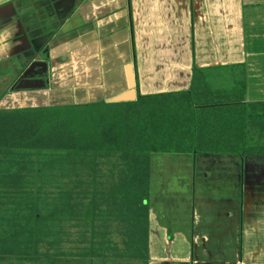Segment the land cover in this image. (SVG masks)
I'll use <instances>...</instances> for the list:
<instances>
[{"label": "crops", "instance_id": "crops-1", "mask_svg": "<svg viewBox=\"0 0 264 264\" xmlns=\"http://www.w3.org/2000/svg\"><path fill=\"white\" fill-rule=\"evenodd\" d=\"M232 65L240 74L246 66L249 100L264 101V0H0V112L109 103L132 89L138 98L188 91L195 66L212 69L217 84ZM22 152L27 165L0 178V190L41 187L38 164L51 154L36 152H51L65 153L55 156L71 170L65 191L78 192L63 191L71 197L66 209L36 213L44 238L84 223L93 233L75 231L80 237L122 228L128 210L110 194L126 167L123 154ZM161 156L172 158L169 175L189 181L181 201L171 204L172 193L154 202L152 157L148 264H264V157ZM110 162L111 180H100ZM186 201L193 217H168Z\"/></svg>", "mask_w": 264, "mask_h": 264}, {"label": "trees", "instance_id": "trees-1", "mask_svg": "<svg viewBox=\"0 0 264 264\" xmlns=\"http://www.w3.org/2000/svg\"><path fill=\"white\" fill-rule=\"evenodd\" d=\"M242 67V74L239 65L225 68L233 81L229 88L213 89L212 69L195 66L188 91L141 95L134 102L0 112V151L123 154L126 167L110 197L128 210L120 219L130 227L138 259L148 264L153 155L264 157V101L249 100ZM34 216L43 223L42 215Z\"/></svg>", "mask_w": 264, "mask_h": 264}, {"label": "rangeland", "instance_id": "rangeland-1", "mask_svg": "<svg viewBox=\"0 0 264 264\" xmlns=\"http://www.w3.org/2000/svg\"><path fill=\"white\" fill-rule=\"evenodd\" d=\"M233 49L235 52V48ZM225 74L229 75L227 72ZM209 81L213 88L218 89L228 88L233 84L230 77L216 84L212 73L209 75ZM0 153L3 155V158H0V178L11 177L12 175L10 176V173L14 174L16 170H18V167L20 168L22 165H27L28 163L26 160L18 159V155H23L25 152L0 151ZM36 153L43 155H47L46 153L51 154L49 161H39L38 164L39 167L36 174L40 180L41 187L32 190H0V264H145L144 261L138 259L139 255L136 250L137 246L135 245V239L129 237L131 231H129L130 227L128 225L123 224L122 228L120 226L117 231L114 228L112 231L101 229L96 232L97 236L95 237H80L78 234L76 235L75 231L80 232L83 229L87 230L89 227V235L93 233L91 224L84 223V227L80 226L77 228L79 230L71 226L67 231L68 236L58 238L42 237V227L44 224L34 219V215L38 212L41 214L43 212H49L52 210L50 205L55 207L59 205V207L63 206L66 209V205L71 203V197L63 193V191L66 190L65 188H67L64 181L71 175V170H66L64 167L65 163L61 164V161H59L60 159L55 158V156L65 155V153ZM76 154L81 155L84 153ZM153 156V201L156 202L159 197L163 196L165 198L172 193L174 194L170 196L171 204L175 203L177 200L181 201L178 194L180 193L183 195L186 191L185 186H187L186 183L189 181V175L185 173L175 174V176L169 175L172 170V165L169 164V161H171L172 158L161 155ZM112 157L119 160V157L122 158V155L117 154L112 155ZM202 158L205 160L209 159L211 162L235 159H233V157ZM111 163L112 162L108 163L105 167L107 173L101 177L100 180H111ZM115 171L117 172V170ZM73 174L75 176L74 172ZM176 180L179 182V185L172 184L173 189L170 190L168 188L169 181L176 182ZM45 181L48 183H45ZM163 182L166 186L163 185ZM98 183L100 184V182ZM74 186V184H71L69 188ZM48 187L61 188V190H55L51 193L52 191L45 190ZM74 191L75 194L78 193L77 190L65 192L72 193ZM198 191H200V189ZM59 192L62 194H59ZM101 192H103V190H101ZM237 192L238 191L233 192V200L237 199ZM50 193L51 195H49ZM76 196L78 197V195ZM158 203L159 202H157V204ZM184 203H186L185 208L181 206L180 210L175 213H170L168 211V217L177 215L178 218H181V215L184 216L185 212V215H189V218L190 214L191 217H193V206L190 208L189 202H183V205ZM159 204L162 203L160 202ZM58 210L59 208L57 211ZM31 213L33 214L32 217ZM9 236L12 237L8 238ZM14 251L24 254L21 256L20 254L12 255L8 253Z\"/></svg>", "mask_w": 264, "mask_h": 264}, {"label": "water", "instance_id": "water-1", "mask_svg": "<svg viewBox=\"0 0 264 264\" xmlns=\"http://www.w3.org/2000/svg\"><path fill=\"white\" fill-rule=\"evenodd\" d=\"M137 99L138 97H137L136 90L132 89L127 94H124V95H121V96H118L112 99L111 101H109V103L133 102V101H137Z\"/></svg>", "mask_w": 264, "mask_h": 264}]
</instances>
